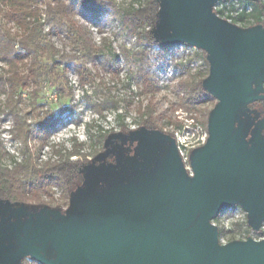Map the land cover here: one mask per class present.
I'll return each mask as SVG.
<instances>
[{"label": "trees", "instance_id": "1", "mask_svg": "<svg viewBox=\"0 0 264 264\" xmlns=\"http://www.w3.org/2000/svg\"><path fill=\"white\" fill-rule=\"evenodd\" d=\"M238 1L252 6L253 11L234 19L230 23L232 26L238 27V24L251 21L252 28L264 23V4L261 1ZM110 10L120 19L128 35L144 44L141 52L132 53L139 62H149L146 59L153 49L163 51L187 43L180 41L176 28L182 24L177 25L165 0H133L127 4H119L115 0H0V96H4L0 100V237L10 234L11 225L20 223L25 218L24 215L16 216L14 213L36 210L44 204L54 205L55 188L62 190L63 199L66 200L70 188L88 184L105 169L110 172V166L115 169L125 166L129 156L141 152L143 145L151 148V155H164L167 152L166 145L171 149L177 144L175 133L169 134L160 126L165 122L166 115L159 114L156 109L154 99L158 91L157 83L148 68L140 67L136 74L142 81V92L150 95V100L145 107L142 103L137 107L140 115L138 129L130 130L119 121L121 132L98 130L91 151L84 152L86 143L74 140L70 150L54 151L59 155L58 160L37 164V157L46 145L50 133L67 119L78 123L79 119L73 117L77 105L72 104L74 90L70 87L69 75L75 72L82 88L92 85L103 73L109 72L114 77L118 75V69L115 68L118 56L113 55L108 59L103 53L106 42L96 45L89 29L78 20L80 15L97 19L100 14ZM46 25L50 26L53 34L69 37L72 44L70 51L61 52L54 45L50 40L52 33L45 31ZM123 53L126 57L130 56V52L126 50ZM202 58L209 68V55L202 52ZM87 63L92 64L95 73L86 67ZM198 75L196 81L181 83L183 96L180 105L192 115L195 114V120L198 107L215 100V95L207 84L210 70L207 69V73L199 72ZM45 81L56 89L58 98L65 101L56 110L45 103H39L32 111L22 109L24 92L29 93L30 97L38 98ZM84 98L100 116L107 109L116 107V103L109 97L95 101L86 94ZM68 99L70 101L66 104ZM209 113L210 111H205V131L209 127ZM6 122L12 123L9 131L11 137L21 143L19 154L22 158L19 162L6 149L2 140V126ZM167 122L179 130L183 127L176 120L168 119ZM166 136L173 138L169 144H166ZM31 141H36L38 147L33 149ZM152 143L157 146H152ZM120 153L126 155H119ZM179 155L183 161L184 157L180 153ZM3 159H9L11 163L4 164ZM126 164L125 167L131 168L129 162ZM218 171L221 173L225 169L221 167ZM230 173L233 174V171ZM147 174H143V177L146 178ZM122 175L125 179L133 176L131 171ZM119 176L115 170L108 178L115 179ZM239 181L240 186L245 185L242 180ZM212 182L213 191L230 190L225 188V180L217 179ZM236 211L243 213V221L232 223V230L218 228L219 240L227 235L230 236V241L243 240L237 239L236 234L256 233L252 229L258 230L256 239L264 237V223L255 225L247 208V200L231 204L226 202L212 219L219 223L230 218V214ZM9 243V239L5 238L0 241V246ZM12 264L44 263L34 257L23 256Z\"/></svg>", "mask_w": 264, "mask_h": 264}, {"label": "rangeland", "instance_id": "2", "mask_svg": "<svg viewBox=\"0 0 264 264\" xmlns=\"http://www.w3.org/2000/svg\"><path fill=\"white\" fill-rule=\"evenodd\" d=\"M116 3H130L133 0H115ZM211 0H208L210 2ZM207 2V1H206ZM264 4V2H262ZM173 19L177 21V25L185 23V17L180 13H177V9L173 10ZM171 13V14H172ZM78 20L81 24L85 25L89 31L93 42L96 45L106 42V47H104L103 53L108 59H111L113 55H117L118 59L115 62V68L118 69V75L116 77L112 76L111 73H103L101 77H97L92 85H88L86 88H82L80 85V79L75 72L69 75L70 87L74 90V98L72 99V104L77 105V109L74 114V119H79L78 123L67 119L63 124L59 125L57 129L53 130L46 142V145L42 148L40 155L37 157V164L42 165L49 160H58L59 155H57L55 150H70L73 146L74 140L78 142L86 143L84 152H89L92 150L94 136L98 133L99 129L110 131L114 130L116 132H121V127L119 121L126 125L130 130L138 129V123L140 121V115L137 111V107L142 103L145 107L150 100V95H145L142 92V81L137 76L136 72L140 67L148 68L153 75L155 82L157 83L158 91L155 95V103L157 105V112L159 114H165L166 120L160 126L165 129L169 134L175 133L176 142L174 146L169 149L166 154L167 162L170 161L169 155H179V153L185 158L188 157V153L192 149H198L206 140V133L203 124L205 111H211L215 104L214 102H207L198 107L197 119L195 120V114H191L186 109L182 108L180 103H182L183 90L181 88L182 82L196 81L199 77V72L207 73L208 68L205 61L202 58L203 50H197L193 54H184L180 51L173 49L168 50H156L153 49L146 60L149 62H139L136 57L132 55L135 52H141L144 44L138 43L134 36H129L127 29L121 24L120 19L110 10L100 14L97 19H92L90 16H78ZM179 23V24H178ZM252 22L249 21L245 24H238V27L246 29L251 27ZM181 26H177V35L180 41H184V32ZM220 28L225 30L227 34L231 33L230 25L225 21L220 20ZM45 31H52L50 26H45ZM52 33V32H51ZM202 34L208 37V33L205 29H202ZM240 31L237 33L239 39H243L239 36ZM250 38H244L239 43H233L231 48H223L227 59L228 65L232 69L240 68L246 63L255 61L258 57V47L264 36V23L258 24L252 28L250 32ZM50 40L54 45L61 51H70L72 44L67 35L59 36L57 34H51ZM217 41V40H216ZM251 44L253 47L252 51H246V45ZM220 44V43H219ZM123 50L130 52V56L126 57ZM232 57H230L231 55ZM1 65V64H0ZM86 67L95 73V69L91 63H87ZM244 75H236L235 78H241ZM210 82V81H209ZM56 89L50 85L48 82H44L43 87L40 90L38 98L30 97L29 93L24 92L25 102L22 104V109L26 111H32L39 103H45L52 109H58L59 105L65 100L58 98L55 91ZM88 95L92 97L93 100L98 101L103 98L109 97L115 103L116 107H111L107 109L102 116L97 114L92 107L86 102L84 96ZM4 96H0V100H3ZM69 99L65 102L69 103ZM218 112L217 115H219ZM168 119L176 120L183 126L181 130L176 129L174 126L168 124ZM194 119V120H193ZM217 119V118H216ZM214 120L212 122V128L215 132L220 127L221 122L219 120ZM210 125V123H209ZM3 135L2 140L5 144L6 149L10 152L12 156L16 158L19 162L21 161L22 155L19 154V149L21 143L14 140L11 137L10 129L12 128L11 122H6L3 124ZM149 138V137H148ZM146 138V139H148ZM31 146L33 149L38 147L36 141H31ZM148 148H141V152L145 155V164L153 163L154 166H165L167 175L162 176V179L166 185L170 187V192L174 190H179L180 192L188 193L190 190V182L187 180L186 171L181 170L178 172L172 171L167 168V163L161 160H156V158L150 157L146 154ZM177 152V154H174ZM225 150L223 149L221 153L215 155V157L209 162L204 171V181H208L210 178H218L221 181H226L227 185L225 188H230L227 191L232 195L231 198H227L229 203H235L239 198L247 200V208L254 205V207H259L261 210L264 206V192L259 195L254 190L255 184L251 183L248 179L244 178L243 174L237 173L233 175L231 184L227 181L228 177L231 175L228 170L223 172L217 171V166L219 163L224 162L230 157L225 155ZM75 159V158H72ZM2 163L10 164L11 160L3 159ZM182 166V163H180ZM185 165H189L186 161ZM110 166V165H107ZM141 167L142 163L138 158L135 161L134 167ZM110 172L106 169L100 172L101 175L107 176L113 171L115 167L110 166ZM190 167V166H189ZM159 169L162 170V167ZM175 174V176H174ZM173 175V176H172ZM97 178V177H95ZM238 179L242 180L245 185L240 186L241 183ZM99 182H97L98 184ZM95 180L84 184L75 190L76 196L73 200V211L77 213V217L71 219V225L74 229L81 232L80 235H76L71 232L69 227V221L67 218L60 222L53 223L51 218H46L44 215L39 213H33L26 210H20L14 213L16 216L24 215L25 218L19 225H11L12 229L10 234L2 235L0 241L7 238L10 243L8 245L0 246V262L7 263L14 254V251L21 248H28L35 251L45 257L53 264H66L69 257L73 256L78 248V245L87 240L88 238L94 236L95 234L102 231L107 226L122 221L129 218L134 214V208L117 209L113 210L116 204H111L108 201L102 204V211L107 213V216L102 217H91V211L94 210V206L97 205L98 200H101V196L104 197L105 192L99 193L95 192L98 188ZM207 184V183H206ZM205 182L202 186L206 185ZM83 185V186H82ZM156 184L149 183L144 186L142 193L134 192L130 198H132V203L140 200L142 197H155L159 198L163 204L166 206L169 204V198L164 194V191L155 186ZM232 185V186H231ZM115 186V185H114ZM113 185L107 187V193H110L112 188L115 189ZM203 186V189H204ZM260 186L257 185V188ZM237 190V191H236ZM55 199L57 203H63V192L59 188L54 189ZM219 199V198H218ZM218 202V200L214 201ZM227 202V201H226ZM182 208H186V202L181 201ZM249 203V204H248ZM209 206L203 199L201 200L200 211L203 215L208 216L210 219L213 217L215 209L210 210ZM219 209H217L218 211ZM216 211V212H217ZM235 213L230 214V223H236L237 218L234 216ZM80 215L88 218V222H83V218L80 219ZM85 215V216H84ZM238 219L239 221L241 220ZM52 229L49 232V227ZM16 228H21L26 234L24 237L19 235H14L11 231L16 230ZM255 230L258 233L257 229ZM264 230V228H262ZM124 230L119 231L117 234L123 233ZM256 233L253 232L252 238L256 239ZM33 234L32 240H27L28 237ZM109 236L107 239H110ZM16 238V240H12ZM51 241L50 246L47 241ZM259 240V239H256ZM106 241V240H105ZM41 242V243H40ZM101 242L94 243L84 252V257L87 259L88 264H105L106 259L104 258L105 251L102 249ZM117 250V249H116Z\"/></svg>", "mask_w": 264, "mask_h": 264}, {"label": "water", "instance_id": "3", "mask_svg": "<svg viewBox=\"0 0 264 264\" xmlns=\"http://www.w3.org/2000/svg\"><path fill=\"white\" fill-rule=\"evenodd\" d=\"M218 1L220 0H211L210 2L208 0H165L171 13L175 8L185 17V23L182 25V29L184 32V41L187 43L182 44L203 50L209 55L211 74L207 80V84L219 100L215 113L210 117V139L208 143L203 148L195 150L190 156L193 173L192 176L186 173V176H189L186 178L190 182V190L188 193L174 190L178 191L179 194L187 195L188 201L186 202V208H182L180 203L182 200L177 196L171 197L170 200L174 201L171 203L169 200L167 206L159 198L155 197H142L140 200L132 203L131 195L134 192L142 193L144 186L149 183L154 182L156 184L155 186L163 191L168 188L170 189L162 179V176L167 175L166 167L163 166L161 170L159 169L160 167H155L153 163L145 164L146 157L142 152H139L137 158L142 160H140L142 166L139 168L158 169L161 174L159 172L156 178H153V181H151L148 179L150 173H146V178L140 176L139 183L135 185L132 182L128 184L120 182L118 185H115V189L112 188L110 193L105 192L104 197L101 196V200H98L97 205L94 206V210L91 211V218L107 216V213L101 210L102 204L106 201L111 204H116L113 210L120 208L128 210L134 208V214L129 218L107 226L99 233L81 242L75 254L69 257L66 264H88L87 259L84 257V252L97 242H101L102 249L105 251V264H264V239L256 240L249 238L247 240H235L221 245L217 233L218 228L212 226L213 217L210 219L200 211L202 199L211 208L210 210L215 209V214L217 209L222 208L226 204V201L229 202L227 198H231L232 196L231 194L229 196V193H227L228 190L213 191L212 181H216L218 178H210L208 181H206V178L205 181L203 179L206 166L234 134L239 101L236 99L228 82L231 79L244 78L248 73L260 71L264 64L263 36L257 49L258 57L255 61L246 63L236 69L229 67L227 56L221 45L226 48H231L233 43H239L244 38H250V32L253 27L243 30L219 18L213 12V7ZM212 18L217 21L223 20L229 24L231 33L227 34L219 25H213L210 21ZM202 29L207 31L208 37L202 34ZM212 29H214V34L211 33ZM239 31L241 33L239 36H242L243 39L237 37ZM252 49L251 44L247 43L245 50L252 51ZM236 75L244 76L235 78ZM238 95H240V92ZM218 112H220L219 115H217ZM215 119L219 120L221 124L214 134L211 126ZM166 140V144L172 142L170 136H166ZM152 146L157 145L152 143ZM146 148H148L146 154L153 157L150 153L151 148L149 146ZM224 153L227 155V152ZM174 154H177V152ZM169 156L170 161L167 162L168 158L164 160L167 163V168L178 172L183 167L185 171V166L180 155ZM258 156L239 155L238 157L236 155H228L230 159L219 163L216 170L218 171L222 167L229 172L233 171V174L230 173L231 175L227 179L229 181L228 183L236 181L233 179V175L236 172H241L244 178L255 184L256 188L254 190L259 195L261 192H264V172H262L264 164L260 163L262 159L260 156L262 155L259 158ZM154 157L156 160L162 159V156L159 155H154ZM137 158H128L127 162H129L131 168L135 165L134 162L138 160ZM126 163L125 166L127 165ZM180 163H182V166ZM125 166L124 168H127ZM100 176H96L97 178L91 181L95 180L96 184L97 182L100 183V180H102ZM101 177H109V175H102ZM124 180L126 181L127 179L124 178ZM203 182L205 184L207 183L205 186L203 185L204 189L202 186ZM257 185L260 187L257 188ZM129 188L131 189L130 191H128ZM116 191L120 192L117 193ZM164 194L167 196L165 192ZM242 199L239 198L237 201ZM216 200L218 202L214 203ZM258 208L257 206H253L248 209L250 215L254 218L255 225L264 223V206L261 210H258ZM96 213L100 214L96 215ZM20 223H16V225ZM48 227V231L51 232V226ZM69 227L72 233L76 235L81 234L80 231L72 227L71 222H69ZM124 229H126L125 234L118 239V235L115 233ZM12 233L22 237L26 235L21 228H16ZM109 236H111L110 239H107ZM32 237H34L33 234L27 240L31 241ZM15 239L12 238V240ZM47 242L48 246H50L51 241L49 240ZM23 256L34 257L44 264H53L41 254L21 247L14 251L12 258L7 264H12Z\"/></svg>", "mask_w": 264, "mask_h": 264}, {"label": "flooded vegetation", "instance_id": "4", "mask_svg": "<svg viewBox=\"0 0 264 264\" xmlns=\"http://www.w3.org/2000/svg\"><path fill=\"white\" fill-rule=\"evenodd\" d=\"M213 25H219L220 21H217L216 19L210 20ZM240 28V27H239ZM250 28V27H249ZM243 29V28H241ZM243 29V30H247ZM211 33L214 34V29L211 30ZM211 72V71H210ZM211 74V73H210ZM228 84L231 87V90L234 92L236 99L239 101V108H238V116L236 121V126L234 130L233 136L228 140L227 144L221 148V150L218 153H221V151L224 149L225 152H227V155H236L239 157V155H262L260 158H264V64L260 71H256L253 73H248L244 78L241 79H231L229 80ZM240 92V95H238ZM215 100L217 101L214 108L209 113V118L215 113L219 100L215 97ZM211 119L209 120L210 123ZM208 123V125H209ZM210 126V125H209ZM206 133V140L204 142V145H202L200 148H203L210 139V130L208 127V130L205 131ZM172 140L173 138L170 137ZM178 145V144H177ZM169 146H166V151H169ZM178 149L180 151L179 145ZM198 149H192L190 151V154L188 153V157L183 160V163L186 161L189 163V165L185 166L186 173L189 174V176H192V167H191V159L190 155L193 154L195 150ZM167 152L164 153L162 156L161 161H164L166 157ZM176 153V152H175ZM181 153V151H180ZM217 153V154H218ZM109 155V154H107ZM119 155H126V153H120ZM134 156H129L135 159L138 157L137 154H131ZM154 156V155H153ZM258 156V158H259ZM138 159V158H137ZM261 162L264 164V159ZM141 160V159H140ZM142 161V160H141ZM124 164V163H123ZM135 164V162H134ZM122 165V164H121ZM190 166V167H189ZM159 167V166H158ZM163 167V166H160ZM126 171L132 172V177H129L126 181L123 178L122 173ZM116 172L120 175L119 177H116L115 179L104 177L101 182L98 185V188L95 192L98 195L99 193L107 192V187H109L112 183L113 185H118V183L128 184L132 182V184H137L140 181V176L144 178L143 174L150 173L148 179L153 181V178H156V175L160 172V170H152L147 169L145 167L139 168L134 167L133 168H124V166H120L116 169ZM155 172V173H154ZM262 172H264V167L262 168ZM163 173V172H162ZM161 174V172H160ZM188 176V175H187ZM188 176V177H189ZM83 186V185H82ZM81 187V186H79ZM78 189V187H73L68 190V198L63 200V203H55L54 205H41L36 210H30V212L33 213H39L40 215H44L46 218H51L53 223L61 222L64 217L67 218V221H71L73 217H77V213H75L73 209V200L76 196L75 190ZM131 189L129 188L128 191ZM117 193L120 191H116ZM167 194V197L170 199L171 197L177 196L181 200L187 202L188 198L186 194H179L178 191L170 192V189H166L164 191ZM175 194V195H174ZM171 203L174 201L170 200ZM100 214V213H98ZM96 213V215H98ZM91 215V214H90ZM85 216V215H84ZM88 215L83 217L80 215V219L83 218V222H88ZM91 218V217H90ZM89 218V219H90ZM121 232V231H120ZM126 232V229H124L123 233H115L117 234V238L120 239ZM114 236V235H113ZM48 247V245H46ZM1 264V263H0Z\"/></svg>", "mask_w": 264, "mask_h": 264}, {"label": "built area", "instance_id": "5", "mask_svg": "<svg viewBox=\"0 0 264 264\" xmlns=\"http://www.w3.org/2000/svg\"><path fill=\"white\" fill-rule=\"evenodd\" d=\"M261 2H264V0H259ZM253 11V7L250 5H244L243 3H240V1L238 0H220L218 2H216V4L213 7V12L221 19L232 23L234 21V19H237L239 16H241L242 14H250ZM263 20H264V16H263ZM174 49L176 51H180V53H182V55L184 54H193L194 52H196L198 49H196L195 47H191L185 44H180V45H176L174 47ZM234 216L237 218L236 222H238V219H240L242 217V221H243V213H241L240 211H236ZM233 218H225L223 219L221 222H212V226L217 227V228H223L226 230H232V223H230ZM264 228V226L262 227ZM253 232L249 235H247L246 233H237L236 237L237 239H243V240H247L249 238H252ZM230 236L227 235L225 237H222L219 241L221 245H225L228 244L230 241ZM261 239H264L261 238ZM259 239V240H261Z\"/></svg>", "mask_w": 264, "mask_h": 264}]
</instances>
